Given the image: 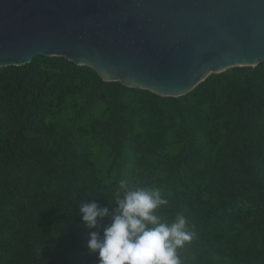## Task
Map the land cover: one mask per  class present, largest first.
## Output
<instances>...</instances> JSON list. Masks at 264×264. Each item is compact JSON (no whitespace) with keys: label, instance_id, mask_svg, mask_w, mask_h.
I'll use <instances>...</instances> for the list:
<instances>
[{"label":"trees","instance_id":"trees-1","mask_svg":"<svg viewBox=\"0 0 264 264\" xmlns=\"http://www.w3.org/2000/svg\"><path fill=\"white\" fill-rule=\"evenodd\" d=\"M76 132L131 165L130 185L161 190L164 221L186 217L182 264H264V61L179 97L65 57L1 67L0 264H98L80 204L114 209L119 181L75 148Z\"/></svg>","mask_w":264,"mask_h":264},{"label":"water","instance_id":"water-1","mask_svg":"<svg viewBox=\"0 0 264 264\" xmlns=\"http://www.w3.org/2000/svg\"><path fill=\"white\" fill-rule=\"evenodd\" d=\"M37 56L179 97L264 61V0H0V68Z\"/></svg>","mask_w":264,"mask_h":264},{"label":"clouds","instance_id":"clouds-1","mask_svg":"<svg viewBox=\"0 0 264 264\" xmlns=\"http://www.w3.org/2000/svg\"><path fill=\"white\" fill-rule=\"evenodd\" d=\"M110 210L97 202L80 204V213L90 230L87 248L98 264H182L178 250L192 240L186 217L177 213L164 221L156 210L168 203L157 187L119 181ZM107 218V222H105Z\"/></svg>","mask_w":264,"mask_h":264},{"label":"rangeland","instance_id":"rangeland-1","mask_svg":"<svg viewBox=\"0 0 264 264\" xmlns=\"http://www.w3.org/2000/svg\"><path fill=\"white\" fill-rule=\"evenodd\" d=\"M73 143L75 148L80 152H88L91 154L97 168L104 174L110 173V177L114 180L120 181L126 179L130 173L131 165L113 164V161L109 157L107 151L101 147V145L92 140L91 137L75 133L73 136ZM126 159H133L131 151H125ZM113 166V167H111ZM124 172V173H123Z\"/></svg>","mask_w":264,"mask_h":264}]
</instances>
